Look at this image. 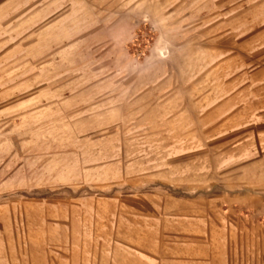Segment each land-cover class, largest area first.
Wrapping results in <instances>:
<instances>
[{
	"label": "rangeland",
	"instance_id": "obj_1",
	"mask_svg": "<svg viewBox=\"0 0 264 264\" xmlns=\"http://www.w3.org/2000/svg\"><path fill=\"white\" fill-rule=\"evenodd\" d=\"M263 27L264 0H0V264H264L201 123Z\"/></svg>",
	"mask_w": 264,
	"mask_h": 264
},
{
	"label": "crops",
	"instance_id": "obj_2",
	"mask_svg": "<svg viewBox=\"0 0 264 264\" xmlns=\"http://www.w3.org/2000/svg\"><path fill=\"white\" fill-rule=\"evenodd\" d=\"M239 45L245 46L242 56H246V60L241 65L242 71L237 81H233L234 88L230 94L217 102L211 112L207 110L205 118L201 117V123L205 127L208 125L213 127L211 130L214 132L213 136L221 139L217 140L215 156L223 158V162H226L227 158L231 159L232 188L239 191L232 201L233 210L247 208L261 215L264 213V32L247 37ZM239 53L241 54V51ZM204 134L207 140L208 130L203 131L202 135ZM207 148L208 142L203 145V150ZM199 174L201 179L207 174V169H204L203 165L199 167ZM183 206L189 212L186 222L190 225L199 222L198 227L201 228L207 217L206 208L202 205L193 207L188 203H184ZM189 233L192 234L191 231ZM153 245L149 252L159 254L161 250L159 247L156 248L157 245ZM190 249L194 253H204L201 248ZM210 256L207 258H211ZM151 262L159 264V260L156 259L151 258ZM194 263L215 262L208 260ZM164 264H169V261H165Z\"/></svg>",
	"mask_w": 264,
	"mask_h": 264
}]
</instances>
